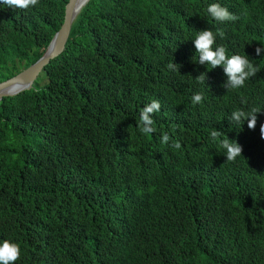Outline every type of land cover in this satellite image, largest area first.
Wrapping results in <instances>:
<instances>
[{
	"label": "trees",
	"instance_id": "obj_1",
	"mask_svg": "<svg viewBox=\"0 0 264 264\" xmlns=\"http://www.w3.org/2000/svg\"><path fill=\"white\" fill-rule=\"evenodd\" d=\"M67 1L0 5V81L42 55ZM212 3L239 19L216 21ZM205 29L257 75L223 87V66L197 63ZM260 45L264 0H88L33 88L0 101V243L20 245L16 264H264ZM153 100L156 132L142 133ZM253 108L255 130L229 122Z\"/></svg>",
	"mask_w": 264,
	"mask_h": 264
},
{
	"label": "clouds",
	"instance_id": "obj_2",
	"mask_svg": "<svg viewBox=\"0 0 264 264\" xmlns=\"http://www.w3.org/2000/svg\"><path fill=\"white\" fill-rule=\"evenodd\" d=\"M38 4L39 0H0V5H6L7 8H11L13 10L20 9L23 11H27L28 9L33 8ZM207 11L218 22L235 21L239 19V17L230 12L227 7H223L218 3L210 4ZM53 34L51 35V37L53 36ZM219 35L222 38L224 33L220 32ZM193 42L196 52L199 53V59L197 62L198 64L211 65V69H214L217 66H223L224 73L227 76V81L224 82L223 87H225L227 90L237 89L244 86L247 79L256 76L260 71L259 67L254 66V64L248 59L247 56H241L239 54L228 56L225 47L219 46L214 48L213 46L216 44V34H214L210 30L205 29L203 31H200ZM255 53L257 56L264 54V45L257 46L255 49ZM176 65L177 63H170L167 65V67L170 70H179L177 69ZM196 79L200 83H205L208 79L207 71L201 72L198 76H196ZM202 100L203 97L200 93H196L192 97V101L194 104L201 103ZM160 109L161 104L157 100H153L151 103L144 106L140 114V125H142L140 127V131L142 133L156 132L155 122L152 116L154 113L159 112ZM260 112L261 109L258 108H253L248 112H245L243 110L233 111L231 113L229 122L243 126L244 122L247 121L248 128L250 130H255L258 119L257 114ZM210 135L213 141H215L223 134L219 130H213ZM260 136L262 139H264V123L260 125ZM170 139L171 138L169 137V135L165 134L163 135L161 142L168 143ZM220 144L221 147L225 150L224 155L226 156L227 161H235L238 156L242 155V145H240L237 141L233 143L230 142L229 139L225 138L220 140ZM171 146L175 149L181 148V144L179 141L174 142ZM20 258L21 248L18 243L12 242L7 239L0 243V264H16V261H18Z\"/></svg>",
	"mask_w": 264,
	"mask_h": 264
},
{
	"label": "water",
	"instance_id": "obj_3",
	"mask_svg": "<svg viewBox=\"0 0 264 264\" xmlns=\"http://www.w3.org/2000/svg\"><path fill=\"white\" fill-rule=\"evenodd\" d=\"M86 2L87 0L67 1L64 8L62 24L54 32L42 55L35 62L30 64V66L24 68L16 75L0 81V101L3 97L15 96L25 90L33 88L34 81L44 67L64 49L71 25Z\"/></svg>",
	"mask_w": 264,
	"mask_h": 264
},
{
	"label": "rangeland",
	"instance_id": "obj_4",
	"mask_svg": "<svg viewBox=\"0 0 264 264\" xmlns=\"http://www.w3.org/2000/svg\"><path fill=\"white\" fill-rule=\"evenodd\" d=\"M43 81H44V80L42 79V80L40 81V83H43Z\"/></svg>",
	"mask_w": 264,
	"mask_h": 264
}]
</instances>
